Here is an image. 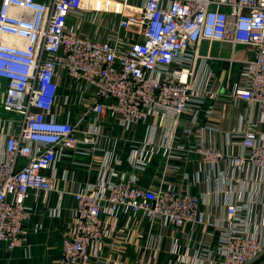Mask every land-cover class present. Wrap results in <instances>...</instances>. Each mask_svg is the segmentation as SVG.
<instances>
[{"label": "built area", "instance_id": "obj_1", "mask_svg": "<svg viewBox=\"0 0 264 264\" xmlns=\"http://www.w3.org/2000/svg\"><path fill=\"white\" fill-rule=\"evenodd\" d=\"M108 1L103 9L94 0H0V110L7 114H0V242L7 248L22 243L30 193L55 186L56 161L96 144V123L81 128L87 117L106 112L133 128L149 117L179 124L192 111L196 122L205 99L218 97L192 83L202 40L252 52L250 59L231 60L239 66L231 92L258 116L231 141L239 152L207 142L204 126L193 133V149L202 165L227 161L231 179L247 169L248 196L264 199V0ZM101 11L117 15V23L104 37L90 35L87 28ZM70 16L78 22L69 23ZM61 88L77 94L75 120L60 116L68 102ZM71 193L76 221L62 240L60 264H102L96 246L110 232L101 217L118 213L142 212L153 223L178 228L180 237L185 227L210 228L197 248L201 264H250L264 252L251 196L239 198V206L227 201L221 216L201 195L174 185L154 190L124 176Z\"/></svg>", "mask_w": 264, "mask_h": 264}, {"label": "crops", "instance_id": "obj_2", "mask_svg": "<svg viewBox=\"0 0 264 264\" xmlns=\"http://www.w3.org/2000/svg\"><path fill=\"white\" fill-rule=\"evenodd\" d=\"M117 18L111 11H101L96 23L87 28L88 33L106 36ZM68 20L78 22L73 16ZM197 53L192 83L196 90H216L218 97L205 99L196 114V122H192L195 115L192 111L183 113L179 124L171 119L149 117L133 128L119 126L106 112L97 120L87 117L81 128L96 123V144L84 145L79 152L61 156L54 165L55 186L46 194L30 193L25 203L31 206V213L24 224L22 243L7 248L5 242H0V264H60L62 240L73 234L76 221L71 192L99 181L124 176L154 190L174 185L179 190L201 195L211 211L221 216L227 201H236L238 206L239 198L248 201L250 188L245 184L248 170H239L231 179L227 161L200 164L193 149V133L196 127L204 126L203 137L210 144L222 147L225 153L241 150L233 147L231 141L239 139L238 134L251 120H256L258 112L233 96L231 88L239 66L231 60L250 59L253 54L242 44L208 40L200 41ZM59 92L61 99L68 96V102L60 110L61 118L75 120L81 111L76 92L67 88ZM0 114L7 117L2 110ZM138 158L143 160L142 166ZM250 204L261 222L256 232L264 236V199L254 193ZM101 220L110 232L96 246L102 264H193L203 258L197 248L203 232L210 229L185 227V236L180 237L178 228L153 223L142 212L129 218L124 213L104 215ZM211 247L214 249V244ZM258 264H264V259Z\"/></svg>", "mask_w": 264, "mask_h": 264}, {"label": "bare ground", "instance_id": "obj_3", "mask_svg": "<svg viewBox=\"0 0 264 264\" xmlns=\"http://www.w3.org/2000/svg\"><path fill=\"white\" fill-rule=\"evenodd\" d=\"M111 2L108 0H94V5L99 8L107 9L110 8Z\"/></svg>", "mask_w": 264, "mask_h": 264}, {"label": "water", "instance_id": "obj_4", "mask_svg": "<svg viewBox=\"0 0 264 264\" xmlns=\"http://www.w3.org/2000/svg\"><path fill=\"white\" fill-rule=\"evenodd\" d=\"M263 259H264V252L257 259H255L253 262H251L250 264H258Z\"/></svg>", "mask_w": 264, "mask_h": 264}, {"label": "rangeland", "instance_id": "obj_5", "mask_svg": "<svg viewBox=\"0 0 264 264\" xmlns=\"http://www.w3.org/2000/svg\"><path fill=\"white\" fill-rule=\"evenodd\" d=\"M108 9V8H107Z\"/></svg>", "mask_w": 264, "mask_h": 264}]
</instances>
